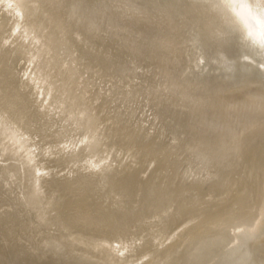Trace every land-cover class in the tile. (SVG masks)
Returning a JSON list of instances; mask_svg holds the SVG:
<instances>
[{"label":"bare ground","instance_id":"6f19581e","mask_svg":"<svg viewBox=\"0 0 264 264\" xmlns=\"http://www.w3.org/2000/svg\"><path fill=\"white\" fill-rule=\"evenodd\" d=\"M0 264H264V0H0Z\"/></svg>","mask_w":264,"mask_h":264}]
</instances>
